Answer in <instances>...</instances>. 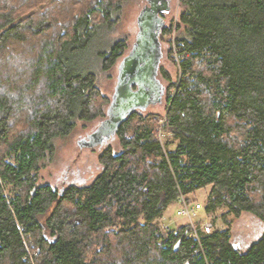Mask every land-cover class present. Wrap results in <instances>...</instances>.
<instances>
[{
    "label": "trees",
    "instance_id": "1",
    "mask_svg": "<svg viewBox=\"0 0 264 264\" xmlns=\"http://www.w3.org/2000/svg\"><path fill=\"white\" fill-rule=\"evenodd\" d=\"M126 1L0 0V71L14 51L22 58L13 75L0 72V264H264V0H180L177 37L190 56L167 98L174 149L156 117L135 111L91 182H39L54 140L106 114L98 73L70 55L114 26ZM128 48L119 39L102 50V69ZM160 75L174 87L168 69ZM208 187L205 209L227 208L226 227L200 230V242L189 224L162 229L181 194ZM243 213L262 226L246 246L231 229Z\"/></svg>",
    "mask_w": 264,
    "mask_h": 264
},
{
    "label": "rangeland",
    "instance_id": "2",
    "mask_svg": "<svg viewBox=\"0 0 264 264\" xmlns=\"http://www.w3.org/2000/svg\"><path fill=\"white\" fill-rule=\"evenodd\" d=\"M148 4V0H127L121 11L120 19L116 21L114 26L101 25L98 32L94 34L90 43L83 49H80L76 53H72L70 59L73 67L80 71L94 70L99 76V85L101 86L102 92L108 96L110 102L105 104L106 114L100 116L91 122L78 121L76 128L73 132L66 137H57L54 140L55 152L54 155H50L42 165L39 175L40 183H50L56 187L63 188L67 187L72 183H89L91 182L102 170L103 165L101 164L99 157L103 150L110 144L114 145L116 150L119 151V139L118 136H113L106 140L103 145L95 147L81 146L79 140L87 137L88 134L92 133L98 128L102 120L107 117V110L111 104V100L117 84L118 67L123 56L118 60L112 70L108 72L102 69V58L100 52L104 49L109 48L119 39L128 41L129 48L127 53L130 51L139 30L137 19L142 9ZM35 10V9H34ZM182 10L180 0H171V10L166 14V25L173 26L179 21L180 13ZM174 35H179V31L168 36H162V45L164 56L161 61V66L168 69L172 75L173 81L177 86L180 76V67L172 57V38ZM21 51H14L13 57L9 58V62L5 63V68L9 70L0 71L1 75H13L16 70H20L22 66ZM126 53V54H127ZM125 54V55H126ZM24 56V55H23ZM167 87L166 96L162 104L150 106L147 110L137 111L139 114L144 116H154L158 124L161 127L162 120L165 118L167 113V98L168 93L173 92L176 88L170 89V83L162 79ZM138 120V119H137ZM165 133L162 138L160 132L158 136L160 140L167 145L168 149H174L176 142L172 138V135L164 129ZM160 131V130H159ZM163 132H161L163 134ZM234 135L240 136L238 131ZM168 141L170 144L168 145ZM211 190V187L200 189L196 193L187 195V197L196 202H201L204 208L194 217L195 223H203L208 220H212L215 228L226 227L225 223L221 220L218 221L214 212H207L205 209L207 203V197ZM180 209L179 201H176L170 205L165 211L164 216L159 219V224L164 231L166 225L170 224L171 227L177 225L189 224V219L179 217L178 211ZM227 208L220 209V214H224ZM231 226L233 236L243 243L244 246L248 245L251 241L255 240L261 232V223L251 213H243L240 217L234 218Z\"/></svg>",
    "mask_w": 264,
    "mask_h": 264
},
{
    "label": "water",
    "instance_id": "3",
    "mask_svg": "<svg viewBox=\"0 0 264 264\" xmlns=\"http://www.w3.org/2000/svg\"><path fill=\"white\" fill-rule=\"evenodd\" d=\"M171 0H148L138 15V33L130 51L118 67L117 84L107 117L97 129L79 140L81 146L95 147L116 136L120 125L135 111L147 110L162 100L166 85L160 77L164 56L161 33Z\"/></svg>",
    "mask_w": 264,
    "mask_h": 264
},
{
    "label": "built area",
    "instance_id": "4",
    "mask_svg": "<svg viewBox=\"0 0 264 264\" xmlns=\"http://www.w3.org/2000/svg\"><path fill=\"white\" fill-rule=\"evenodd\" d=\"M178 22V21H177ZM177 22L174 25V33L176 32V28H177ZM172 57L174 58V60L176 61L177 64H179L180 67V76H179V81L182 77V69H181V61L185 58H188L190 56V53H182V46H181V42L178 40L177 35H174L172 38ZM179 86V82L177 83L176 88ZM175 88V90H176ZM174 90V91H175ZM167 121V116H165V118L162 120L161 123V127H160V134L163 138V136H165L164 132H163V124H165ZM163 132V134L161 133ZM179 203H180V209L178 211V215L179 217H183V218H187L189 219V225H190V231L188 232V235L190 237H193L195 239H197L200 242V230H204L205 232H211L214 228V224L212 220H208L205 221L203 223L197 224L195 223L194 217H196L198 215V213L203 209L204 205L201 202H190L187 198L186 195L181 194L180 198H179ZM225 208L224 206H218L216 208L214 212V214H216V218H218L219 220H223L222 219V214H220V209ZM223 222V221H222ZM172 227L170 226V224L166 225V230H170ZM201 244V243H200ZM202 245V244H201ZM200 245V249H197L195 252L196 253H200L203 249V247Z\"/></svg>",
    "mask_w": 264,
    "mask_h": 264
},
{
    "label": "flooded vegetation",
    "instance_id": "5",
    "mask_svg": "<svg viewBox=\"0 0 264 264\" xmlns=\"http://www.w3.org/2000/svg\"><path fill=\"white\" fill-rule=\"evenodd\" d=\"M170 10H171V3H170ZM170 10H169L168 12H166V13L163 14L164 17H165V19H166V14L169 13ZM160 77H161V79H164V77H162V75H160ZM166 90H167V87H166ZM165 96H166V91H165V94H164V96H163V98H162V100H161L160 102L155 103V104H151L150 106H154V105L162 104L163 101H164V99H165ZM150 106H149V107H150ZM149 107H148V108H149ZM138 111H140V110H138Z\"/></svg>",
    "mask_w": 264,
    "mask_h": 264
}]
</instances>
